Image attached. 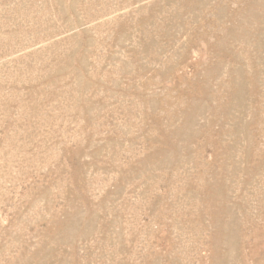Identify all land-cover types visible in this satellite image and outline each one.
Wrapping results in <instances>:
<instances>
[{
  "label": "rangeland",
  "instance_id": "rangeland-1",
  "mask_svg": "<svg viewBox=\"0 0 264 264\" xmlns=\"http://www.w3.org/2000/svg\"><path fill=\"white\" fill-rule=\"evenodd\" d=\"M0 264H264V0H0Z\"/></svg>",
  "mask_w": 264,
  "mask_h": 264
}]
</instances>
